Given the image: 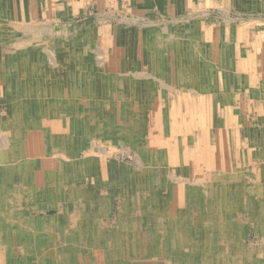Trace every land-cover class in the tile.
I'll return each instance as SVG.
<instances>
[{
    "label": "bare ground",
    "instance_id": "bare-ground-1",
    "mask_svg": "<svg viewBox=\"0 0 264 264\" xmlns=\"http://www.w3.org/2000/svg\"><path fill=\"white\" fill-rule=\"evenodd\" d=\"M161 11L0 0V264H264L233 228L264 230V0Z\"/></svg>",
    "mask_w": 264,
    "mask_h": 264
},
{
    "label": "rangeland",
    "instance_id": "rangeland-1",
    "mask_svg": "<svg viewBox=\"0 0 264 264\" xmlns=\"http://www.w3.org/2000/svg\"><path fill=\"white\" fill-rule=\"evenodd\" d=\"M87 7L88 8L86 10H89V11H86L87 12V15L86 16H82V19H83L84 22L90 23V25L91 24H94V22L97 23L96 25H98L99 23H102V22H106L107 24H110V25L111 24H118V19H117L116 15H114V13L112 11H109L108 10L106 13H102V16L100 17V18H102L101 19V22L100 21L98 22V18L96 16V12L94 11V9H92V7H90L89 5ZM152 13L157 14V17L156 18H161V13H162L161 9H157L155 12H152ZM212 15L213 16H216L217 13H213ZM238 16H239L238 14L232 13V18L233 17L235 18V17H238ZM244 16H246L247 21L243 24V26L241 25V27H242L241 30L243 31V35L245 37H248V35L250 34L251 30H254L255 27H257V29L259 30L264 25V13L261 16V18H262L261 19V23L259 22V17H258V16H260L259 14H257V15L254 16L253 14L246 13V14H244ZM77 22H78L77 20L74 21V23H77ZM221 22H223V21H221ZM241 22H242L241 20L236 19L235 24H240ZM238 28H240V25H238ZM87 29H84V31H82V33L83 34L88 33V30ZM98 31H100V30H98ZM102 33L103 34L101 36H105V37H108L109 36L106 32H102ZM89 38H91V41H90L91 43H96V45H95L96 48H98V49H100V48L102 49L103 48L102 50L103 51L105 50V46L102 43H100V42L98 43L97 41L95 42V38H93V37H89ZM101 49H100V51H102ZM1 56L3 58V54H1ZM105 74H108V72H105ZM146 80H147V82L148 81L149 82H152V79L151 78H149V79L147 78ZM147 84H149V83H147ZM153 87L155 88V86H153ZM160 88L161 87L158 86L155 89L156 90H160ZM245 110L246 109H244L243 111H245ZM249 124L254 125V124H256V122L255 121H252ZM122 129H124V130L122 132V136L121 137L125 138V137L128 136L127 135L128 133H126V131H125L126 129H125L124 126L122 127ZM111 143L112 144L110 146H108L109 147L108 149L109 150L112 149V151L114 149V152H113L111 158L108 159L107 161H109V163H114V165H117L116 167H118V168H120L122 165H127L129 168H131V166H132V168H133V166H134V163H133V161H134L133 151H131V154H128L124 150H121L120 149L121 147L119 145L121 143H116V142H111ZM257 166H258V170L261 173L264 174V161H262L261 163H258ZM253 181L256 184V186L264 185V178H263L262 181H259L258 179H254V180H252V182ZM102 188H104L107 192L111 193V195L112 194H119V193H121L117 189H116L117 192L116 191H113L114 193H112L111 190H108L105 187H102ZM111 195H110V197H111ZM115 207L117 208L118 205L115 204ZM54 212L55 211L51 210V212H49V213L50 214H53ZM39 213H42V214H40L41 216L46 215L45 213L43 214V212H39ZM29 214H30V212H28L27 210H24V212L22 213V215L24 217L28 216ZM242 214L243 213H241L240 210L237 213H235V215H234V223L235 224H234V227H233L234 228V231L235 232H238L239 233L238 235H240V238L241 239H239V240H240L241 246H245L246 248L249 247L251 249V251H252V253L251 252L250 253L253 254L254 257L256 256L258 258L260 256V254H261V257H264V237H263L264 236V233H263L264 230H262L260 228H257L254 225L249 224L248 221H247L246 215L245 214L242 215ZM120 218L122 219L123 217H120ZM242 238L243 239L245 238L244 241L242 240ZM133 257L135 258V255L127 252V254L123 258V260H127V261H130L131 263H134L135 261H134V258ZM141 262H139L138 264H147V263L151 264V262L149 260L146 263L144 261H141ZM257 263L260 264L259 262H257ZM78 264H80V263H78Z\"/></svg>",
    "mask_w": 264,
    "mask_h": 264
},
{
    "label": "crops",
    "instance_id": "crops-1",
    "mask_svg": "<svg viewBox=\"0 0 264 264\" xmlns=\"http://www.w3.org/2000/svg\"><path fill=\"white\" fill-rule=\"evenodd\" d=\"M168 1L173 2V3L175 2V0H130V3H131V7L137 9L140 12H144V13L149 14V13L156 11L157 9L162 10ZM254 30H258L257 27H255ZM259 30H261V29H259Z\"/></svg>",
    "mask_w": 264,
    "mask_h": 264
}]
</instances>
